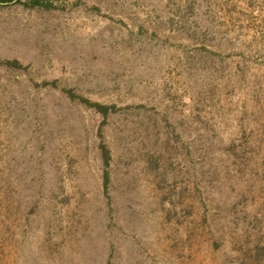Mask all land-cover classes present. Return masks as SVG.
<instances>
[{
	"label": "rangeland",
	"instance_id": "1",
	"mask_svg": "<svg viewBox=\"0 0 264 264\" xmlns=\"http://www.w3.org/2000/svg\"><path fill=\"white\" fill-rule=\"evenodd\" d=\"M58 4L0 5V264H264V0Z\"/></svg>",
	"mask_w": 264,
	"mask_h": 264
},
{
	"label": "trees",
	"instance_id": "2",
	"mask_svg": "<svg viewBox=\"0 0 264 264\" xmlns=\"http://www.w3.org/2000/svg\"><path fill=\"white\" fill-rule=\"evenodd\" d=\"M59 0H0V5H8V4H21L28 8H36V9H44V10H53L59 7ZM5 63L22 69V64L19 60H5ZM66 91L73 98H79L82 102L86 103L89 107L95 108L98 112H100L105 119H107L111 113L117 110L116 104H106L103 102H94L84 96L77 95L74 90L66 89ZM101 136L104 137L103 128L101 129ZM102 157L104 160V188L105 193L108 197L110 194V187L112 183V162H113V154L110 145L103 138L100 144Z\"/></svg>",
	"mask_w": 264,
	"mask_h": 264
}]
</instances>
